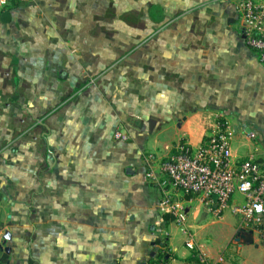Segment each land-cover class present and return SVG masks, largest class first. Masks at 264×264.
<instances>
[{
  "label": "crops",
  "instance_id": "0c3cea01",
  "mask_svg": "<svg viewBox=\"0 0 264 264\" xmlns=\"http://www.w3.org/2000/svg\"><path fill=\"white\" fill-rule=\"evenodd\" d=\"M109 1L152 20L151 110L90 101L96 78L81 54L107 31L108 0H13L10 22L0 16V255L7 264H149L163 254L170 264H264L263 226L203 196L184 203L178 224L149 178L179 142L198 148L218 123L233 160L264 161V66L239 0Z\"/></svg>",
  "mask_w": 264,
  "mask_h": 264
},
{
  "label": "built area",
  "instance_id": "2783aa9c",
  "mask_svg": "<svg viewBox=\"0 0 264 264\" xmlns=\"http://www.w3.org/2000/svg\"><path fill=\"white\" fill-rule=\"evenodd\" d=\"M12 1L0 0V16L11 11ZM236 10L244 26L247 45L264 66V0H239ZM114 137L117 141L128 140L120 130ZM230 149L228 131L221 123L198 148L179 142L174 152L160 162L157 175L153 170L149 174L162 194V212L172 216L176 223L184 224L187 220L184 203L190 197L203 196L214 200L222 211L228 210L245 224L264 227V161L254 158L235 161ZM148 159L153 162L155 157L149 155ZM237 194L245 198L243 205L233 204ZM256 205L262 206L259 212ZM186 244L189 249H195L192 236L188 235ZM169 260V255L163 254L149 264H170ZM0 264H4L1 255Z\"/></svg>",
  "mask_w": 264,
  "mask_h": 264
},
{
  "label": "rangeland",
  "instance_id": "374dc122",
  "mask_svg": "<svg viewBox=\"0 0 264 264\" xmlns=\"http://www.w3.org/2000/svg\"><path fill=\"white\" fill-rule=\"evenodd\" d=\"M138 16L137 11H124L119 3L108 0V28L104 35L97 36L99 50L81 54V59L91 64L82 71L96 78L90 84L94 105L111 102L114 108L129 111L153 107V64L158 52L153 47L152 20ZM24 118L20 122L22 130L29 126ZM7 214L8 210L0 206L1 231ZM242 233L248 234L249 229Z\"/></svg>",
  "mask_w": 264,
  "mask_h": 264
},
{
  "label": "water",
  "instance_id": "95a60500",
  "mask_svg": "<svg viewBox=\"0 0 264 264\" xmlns=\"http://www.w3.org/2000/svg\"><path fill=\"white\" fill-rule=\"evenodd\" d=\"M1 18H2V22L3 23L10 22V20H11V14H10V12L3 13ZM130 172H131V170H128V173H130Z\"/></svg>",
  "mask_w": 264,
  "mask_h": 264
},
{
  "label": "trees",
  "instance_id": "16d2710c",
  "mask_svg": "<svg viewBox=\"0 0 264 264\" xmlns=\"http://www.w3.org/2000/svg\"><path fill=\"white\" fill-rule=\"evenodd\" d=\"M160 259V258H159ZM2 261L4 262V264H7L8 262V256L6 254L2 255ZM156 260H152V262H155Z\"/></svg>",
  "mask_w": 264,
  "mask_h": 264
},
{
  "label": "clouds",
  "instance_id": "9594fccd",
  "mask_svg": "<svg viewBox=\"0 0 264 264\" xmlns=\"http://www.w3.org/2000/svg\"><path fill=\"white\" fill-rule=\"evenodd\" d=\"M261 207H262L261 205H256V209L258 212L261 210Z\"/></svg>",
  "mask_w": 264,
  "mask_h": 264
}]
</instances>
